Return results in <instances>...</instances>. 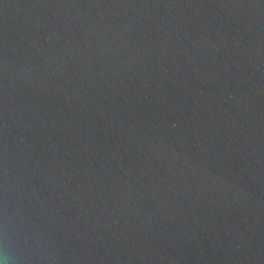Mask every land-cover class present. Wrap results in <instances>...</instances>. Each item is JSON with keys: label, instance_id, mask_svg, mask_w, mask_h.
<instances>
[{"label": "water", "instance_id": "95a60500", "mask_svg": "<svg viewBox=\"0 0 264 264\" xmlns=\"http://www.w3.org/2000/svg\"><path fill=\"white\" fill-rule=\"evenodd\" d=\"M0 264H264V0H0Z\"/></svg>", "mask_w": 264, "mask_h": 264}]
</instances>
